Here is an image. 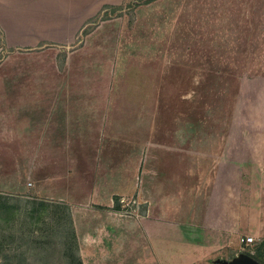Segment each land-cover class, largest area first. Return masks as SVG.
<instances>
[{
	"label": "crops",
	"instance_id": "0c3cea01",
	"mask_svg": "<svg viewBox=\"0 0 264 264\" xmlns=\"http://www.w3.org/2000/svg\"><path fill=\"white\" fill-rule=\"evenodd\" d=\"M116 2L0 0L1 48L31 49L20 51L16 70L0 74L2 147L15 145L23 163L31 161L36 194L66 200L65 228L72 229L79 264H219L204 252L231 247L234 225L264 227V60L257 103L249 102L255 90L243 87L228 122L196 121L195 113L190 122L183 111L175 128L137 103L153 97L138 77L126 80L130 61H111L110 87L104 76L51 75L43 52L71 44ZM237 8L213 19L224 30L217 34H255L252 44L264 50V6ZM199 14L189 15L193 24ZM196 29L182 31V66L187 46H202ZM119 196H136L143 213L123 216Z\"/></svg>",
	"mask_w": 264,
	"mask_h": 264
},
{
	"label": "rangeland",
	"instance_id": "374dc122",
	"mask_svg": "<svg viewBox=\"0 0 264 264\" xmlns=\"http://www.w3.org/2000/svg\"><path fill=\"white\" fill-rule=\"evenodd\" d=\"M109 4L89 20L71 44L53 46L56 49L44 52L45 47L33 49L43 52L42 60L51 62L55 70L49 71L51 75L104 76L110 87L114 75L111 61L115 58L130 61L134 66L128 68L126 80L138 77L144 89L152 91L153 98L138 99L137 103L147 104V109L150 105L149 113H153L154 121L173 123L172 128L183 111L186 121L190 122L194 113L196 121L228 122L231 110L241 105L243 87L248 93L255 90L249 102L257 103V78L263 73L260 60H264V50L252 44L256 42V35L248 34V39H244V35L239 40L240 35L231 34L224 40L226 35L217 34L224 30L214 27L212 22L227 14L223 13L225 7L232 11L243 6L247 12L251 10L249 7H263L264 0H117ZM180 4L184 6V13ZM196 11L200 12V22L193 24L189 15ZM193 26L202 37V46L195 48L194 56L192 46H187L191 49L185 50L182 66V31L190 32ZM3 44L0 37V61L8 53L12 57L3 61L5 66L0 68V74L7 66L16 70L22 63L18 61L21 52L31 51L18 46L1 48ZM138 60L146 65L141 67ZM78 64L81 69L77 68ZM231 115L233 125L239 123L238 117L234 113ZM16 149L12 144L4 148L0 141V264H79L74 255L76 245L72 229L65 228L68 213L62 204L66 200L58 199V195L49 198L35 193L31 161L24 164ZM18 162L21 164L17 167ZM134 197L117 198L123 216L138 211L143 213V204L136 205L138 201ZM226 232L229 234V229ZM232 232L231 247L208 250L204 252L205 259L220 258L222 262L240 252L252 253L264 237V227L234 225ZM246 235L254 238L248 245L240 240ZM207 254L210 258H206Z\"/></svg>",
	"mask_w": 264,
	"mask_h": 264
},
{
	"label": "water",
	"instance_id": "95a60500",
	"mask_svg": "<svg viewBox=\"0 0 264 264\" xmlns=\"http://www.w3.org/2000/svg\"><path fill=\"white\" fill-rule=\"evenodd\" d=\"M221 264H262L256 258H254L250 253L240 252L234 258L230 260H223Z\"/></svg>",
	"mask_w": 264,
	"mask_h": 264
},
{
	"label": "trees",
	"instance_id": "16d2710c",
	"mask_svg": "<svg viewBox=\"0 0 264 264\" xmlns=\"http://www.w3.org/2000/svg\"><path fill=\"white\" fill-rule=\"evenodd\" d=\"M250 254L262 264H264V237L260 240L254 251Z\"/></svg>",
	"mask_w": 264,
	"mask_h": 264
},
{
	"label": "built area",
	"instance_id": "2783aa9c",
	"mask_svg": "<svg viewBox=\"0 0 264 264\" xmlns=\"http://www.w3.org/2000/svg\"><path fill=\"white\" fill-rule=\"evenodd\" d=\"M253 239H254L253 236L246 235L245 237H243L241 239V241H242V243H244V245H248V244H250L253 241Z\"/></svg>",
	"mask_w": 264,
	"mask_h": 264
}]
</instances>
